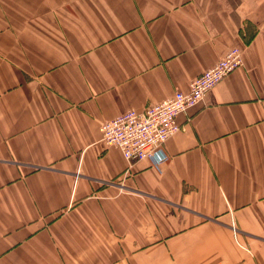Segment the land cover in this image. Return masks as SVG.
Wrapping results in <instances>:
<instances>
[{
	"label": "crops",
	"instance_id": "crops-1",
	"mask_svg": "<svg viewBox=\"0 0 264 264\" xmlns=\"http://www.w3.org/2000/svg\"><path fill=\"white\" fill-rule=\"evenodd\" d=\"M234 48L161 170L102 141ZM0 264H264V0H0Z\"/></svg>",
	"mask_w": 264,
	"mask_h": 264
},
{
	"label": "built area",
	"instance_id": "built-area-1",
	"mask_svg": "<svg viewBox=\"0 0 264 264\" xmlns=\"http://www.w3.org/2000/svg\"><path fill=\"white\" fill-rule=\"evenodd\" d=\"M242 66L241 50L232 49L213 68L194 79L188 93L177 91L172 99L159 105L142 112L131 110L104 122L100 128L102 141L107 147L120 150L130 164L150 161L161 170L169 161L166 143L182 131L178 116L200 105L211 90Z\"/></svg>",
	"mask_w": 264,
	"mask_h": 264
}]
</instances>
